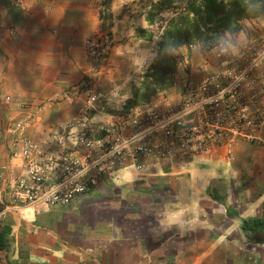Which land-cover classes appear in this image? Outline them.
Instances as JSON below:
<instances>
[{
    "label": "crops",
    "instance_id": "1",
    "mask_svg": "<svg viewBox=\"0 0 264 264\" xmlns=\"http://www.w3.org/2000/svg\"><path fill=\"white\" fill-rule=\"evenodd\" d=\"M131 1L112 0L113 18ZM100 9L99 0H0V135L23 107L39 108L41 124L73 114L65 92L80 85ZM8 144L0 264H264V245L242 228L263 214V150L128 165L71 206L43 209L12 199L24 160Z\"/></svg>",
    "mask_w": 264,
    "mask_h": 264
},
{
    "label": "rangeland",
    "instance_id": "2",
    "mask_svg": "<svg viewBox=\"0 0 264 264\" xmlns=\"http://www.w3.org/2000/svg\"><path fill=\"white\" fill-rule=\"evenodd\" d=\"M191 1L134 0L113 18L112 0H99L98 30L84 44L85 73L65 92L73 114L41 124L39 108L23 107L24 118L1 131L12 157L34 146L29 161L44 188L77 169L105 172V181L128 165L189 162L235 146L264 151V0L223 37L194 36L192 47L173 50L159 66L165 30ZM39 125L46 127L28 133Z\"/></svg>",
    "mask_w": 264,
    "mask_h": 264
},
{
    "label": "trees",
    "instance_id": "3",
    "mask_svg": "<svg viewBox=\"0 0 264 264\" xmlns=\"http://www.w3.org/2000/svg\"><path fill=\"white\" fill-rule=\"evenodd\" d=\"M262 1L232 0L226 5L219 0H192L183 14L169 22L159 45L158 65H167L171 52L180 46L191 47L194 36L202 37L208 33L217 38L223 37L249 6ZM242 228L248 239L264 245V205L262 216L244 221Z\"/></svg>",
    "mask_w": 264,
    "mask_h": 264
},
{
    "label": "built area",
    "instance_id": "4",
    "mask_svg": "<svg viewBox=\"0 0 264 264\" xmlns=\"http://www.w3.org/2000/svg\"><path fill=\"white\" fill-rule=\"evenodd\" d=\"M19 127L21 128V124ZM61 142L63 147V145H65L64 138H62ZM86 146L93 147V144L88 141ZM33 152L34 146L29 144L24 145L22 151L24 172L15 181L14 188H11L12 199L17 202V205L36 206L43 209L71 206L79 198L96 189L102 182L100 180L102 173L106 174L105 172H100L97 175L89 176L86 169H77L75 173H70L69 176L64 178L61 182L44 188V177L41 175V172L36 169V166L33 165V162L29 161ZM65 154L66 157L62 159L69 161V153L65 151ZM57 166L58 164L51 166V169L54 170ZM135 166L138 169L145 167V165ZM5 170L6 166L0 161V231L3 227L8 209L3 206V198L6 192ZM115 171L116 170H113L110 172L111 174H109L112 176Z\"/></svg>",
    "mask_w": 264,
    "mask_h": 264
},
{
    "label": "clouds",
    "instance_id": "5",
    "mask_svg": "<svg viewBox=\"0 0 264 264\" xmlns=\"http://www.w3.org/2000/svg\"><path fill=\"white\" fill-rule=\"evenodd\" d=\"M90 193V192H89Z\"/></svg>",
    "mask_w": 264,
    "mask_h": 264
}]
</instances>
